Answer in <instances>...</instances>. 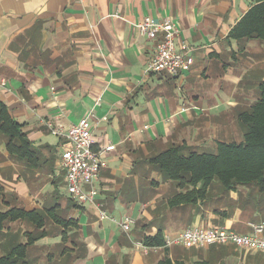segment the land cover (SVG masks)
I'll list each match as a JSON object with an SVG mask.
<instances>
[{
    "label": "crops",
    "instance_id": "obj_1",
    "mask_svg": "<svg viewBox=\"0 0 264 264\" xmlns=\"http://www.w3.org/2000/svg\"><path fill=\"white\" fill-rule=\"evenodd\" d=\"M257 3L0 0V104L19 126L13 139L0 129V212L38 213L0 229V258L44 232L27 249V264H158L166 255L180 264H264L260 252L235 246L167 252L166 238L189 228L252 233L248 224L264 223V193L240 187L224 193L228 205L211 195L197 207H174L175 185L150 165L173 146L203 153L243 140L239 115L259 97L264 42L229 35ZM149 17L172 21L178 43L194 49L189 73H148L156 43L138 26ZM90 113L93 149L115 147L102 158L98 201L117 220L133 219L129 233L67 192V140L51 129L66 131ZM159 232L164 247L137 246Z\"/></svg>",
    "mask_w": 264,
    "mask_h": 264
},
{
    "label": "trees",
    "instance_id": "obj_2",
    "mask_svg": "<svg viewBox=\"0 0 264 264\" xmlns=\"http://www.w3.org/2000/svg\"><path fill=\"white\" fill-rule=\"evenodd\" d=\"M257 2L232 29L230 40L264 42V0ZM239 119L245 127L240 143H218L214 151L203 153L185 145L173 146L150 160V165L177 189L169 201L171 206L197 207L206 204L215 188L222 193L235 192L240 187L253 193H264V81L259 86L257 101L242 112ZM17 128L19 126L0 104V129L13 139L11 132H17ZM12 142L10 140V144ZM184 152L188 155L185 156ZM36 216L38 213H27L22 209L0 212V229L16 221H37ZM41 228L42 225L38 224L37 230ZM43 237L44 232L27 235V243L16 246L9 254L1 257L0 264H27V249ZM143 244L147 248H162L165 239L162 232H159L154 237H145ZM165 250L168 252L167 248ZM158 264L180 263L173 262L166 255Z\"/></svg>",
    "mask_w": 264,
    "mask_h": 264
},
{
    "label": "built area",
    "instance_id": "obj_3",
    "mask_svg": "<svg viewBox=\"0 0 264 264\" xmlns=\"http://www.w3.org/2000/svg\"><path fill=\"white\" fill-rule=\"evenodd\" d=\"M142 36L156 43L153 56L148 64L149 74H167L179 77L189 73L194 65V49L178 43L179 30L170 20L157 21L145 18L138 26ZM6 82L0 80V94ZM96 119L93 113L88 114L68 130L51 129L55 136L63 137L67 143L61 155V166L66 173L67 192L79 205H91L100 221L109 220L129 233L134 225L133 219L126 217L117 220L111 216L98 201L99 192L95 188L104 155L115 150L114 146L100 151L93 149L92 123ZM250 234H239L222 227L189 228L174 237L166 238V248L181 246L186 249H205L209 247L235 246L242 250L260 252L264 256V223L248 224ZM138 247L146 252L155 248H147L143 243Z\"/></svg>",
    "mask_w": 264,
    "mask_h": 264
},
{
    "label": "rangeland",
    "instance_id": "obj_4",
    "mask_svg": "<svg viewBox=\"0 0 264 264\" xmlns=\"http://www.w3.org/2000/svg\"><path fill=\"white\" fill-rule=\"evenodd\" d=\"M215 149V148H214ZM63 193H64V191L63 190H61V196H63ZM229 195V194H228ZM227 194H224V193H222V192H220L217 188H215L214 190H213V194H212V198H213V200L214 199H216V198H218V197H220L221 196V198H219L218 199V202L219 201H225V202H227V205L229 204V202H231V203H233L231 200H230V198H229V196H228ZM256 222V221H255ZM171 247H174V246H171ZM171 247H167V249H169V248H171Z\"/></svg>",
    "mask_w": 264,
    "mask_h": 264
}]
</instances>
